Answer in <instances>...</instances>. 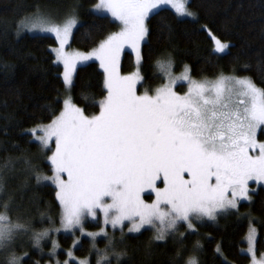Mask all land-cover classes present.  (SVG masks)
I'll use <instances>...</instances> for the list:
<instances>
[{"label": "snow or ice", "instance_id": "1", "mask_svg": "<svg viewBox=\"0 0 264 264\" xmlns=\"http://www.w3.org/2000/svg\"><path fill=\"white\" fill-rule=\"evenodd\" d=\"M187 3L188 0H99L95 10L119 21L120 30L109 34L87 54L66 51L73 29L78 26L74 13L56 22L51 14L37 9L16 23L17 36L26 31L56 37L54 63L63 65L67 88L72 86L77 63L95 58L104 70L107 94L98 102V114L86 115L68 96L50 123L29 130L45 154L51 151L47 160L52 175L23 161L37 184L50 181L55 185L61 228L73 234L78 229L81 235L91 238L96 264H112V257L120 264L126 255L116 251L113 239H108L105 249L95 248L98 236L108 237L103 227L99 232H85V218L96 219L97 210L103 215L104 225L119 227L122 233L125 221L130 224L129 233H140L147 226L155 229V240L163 241L181 223L195 231L194 221H214L219 213L237 209L241 200L251 201L249 182L264 183V142L257 140L258 131L264 134V89L251 78L221 75L214 80H196L191 78L188 66L180 76H174L172 61L159 60L156 67L166 82L138 95L139 70L129 76L119 74V56L125 47L132 49L140 64V47L149 35L150 15H159V10L170 7L178 17L195 21ZM208 35L214 53L228 49L229 45L211 31ZM178 81L187 83L183 94L174 90ZM53 140L54 151L50 147ZM12 164L9 158L0 169ZM146 191L155 195L151 203L142 198ZM4 193L5 181L0 177V194ZM0 208V264H22L28 253L17 255L16 239L27 234L29 227L19 219L12 220L11 197L0 199ZM51 231L32 232L33 246L41 248V241ZM246 239L252 264H264V256L256 259V229L251 223ZM78 243L73 242L74 246ZM52 244L55 255L58 244ZM216 252L223 256L219 245ZM67 255L75 259L71 250ZM182 261L183 253L178 251L174 264ZM183 264H199V260L193 255Z\"/></svg>", "mask_w": 264, "mask_h": 264}, {"label": "trees", "instance_id": "2", "mask_svg": "<svg viewBox=\"0 0 264 264\" xmlns=\"http://www.w3.org/2000/svg\"><path fill=\"white\" fill-rule=\"evenodd\" d=\"M96 1L0 0V165L9 158L13 161L9 168L0 169V177L5 181V193L0 194V199L11 197L12 220L19 219L29 227L27 234L16 239L17 255L28 253L22 264H61L71 250L73 236L55 231L61 217L55 187L37 184L29 165L23 162L30 161L31 168L43 174L50 172L47 155L32 140L29 130L51 121L62 109V67L54 63L52 52L56 40L50 35L17 36L16 23L37 9L53 17L56 10L62 16L74 13L79 24L69 47L90 51L119 30L118 23L110 17L90 10ZM188 8L195 14V21L179 18L166 7L159 10V15H150L149 35L140 50L139 91L143 87L151 90L163 83L156 62L169 59L174 71L187 65L196 80L221 75L249 77L264 89V0H188ZM208 31L229 44L225 53L213 52ZM134 68L133 56L125 52L120 73H130ZM184 90L185 86L181 85L180 91ZM105 95L104 73L98 63L90 61L78 66L70 89L73 103L91 116L98 113V102ZM259 139H264V134L260 133ZM250 195L251 201L239 203L237 209L219 216L216 221H194L195 231L179 224L163 241L154 239L153 229L135 235L124 234L123 242L116 247V251L126 253L120 264H174L178 251L183 253V261L194 255L199 264H224L225 259L227 264H247L249 257L241 248L249 217L257 229L256 253H264V187L256 188ZM85 225L98 226L90 222ZM46 229L52 231L41 241V248H35L32 232ZM53 241L58 244L55 255H52ZM218 245L223 256L216 252ZM97 248L103 250L105 245L98 243ZM72 251L78 257H87L88 264H96L97 253L92 252L87 239L82 238ZM112 264H116L115 259Z\"/></svg>", "mask_w": 264, "mask_h": 264}, {"label": "rangeland", "instance_id": "3", "mask_svg": "<svg viewBox=\"0 0 264 264\" xmlns=\"http://www.w3.org/2000/svg\"><path fill=\"white\" fill-rule=\"evenodd\" d=\"M99 2V0H97L96 1V3L94 4V5H92L91 7H90V10L93 12V13H95V14H98V15H105V16H108V17H110L113 21H115L110 15H108L107 13H105V12H97L96 10H95V5L97 4ZM187 7H188V3H187ZM166 8H169V9H171L170 7H166ZM189 9V8H188ZM173 12H174V10L173 9H171ZM189 11H191L190 9H189ZM56 13L55 14H53L54 15V18H55V20H56V22H62L63 21V19L66 17V16H62V15H60L61 13L59 12V11H55ZM192 12V11H191ZM175 13V12H174ZM77 18V17H76ZM179 18H187V17H179ZM187 19H190V18H187ZM78 20V19H77ZM116 23H118V25H119V30H120V24H119V21H115ZM78 24H79V20H78ZM75 29V28H74ZM74 29H73V31H74ZM118 30V31H119ZM117 31V32H118ZM15 34L17 35V29L15 28ZM23 34H30V35H50V36H52V37H54L55 38V40H56V37L53 35V34H51V33H40V32H31V33H29V32H22L19 36H21V35H23ZM211 38V37H210ZM106 39V38H105ZM70 40H71V37L69 38V43H70ZM69 43H68V45H66V51H68V52H73V51H78V50H75V49H72L71 47H69ZM144 42H142L141 43V46H142V44H143ZM100 44V43H99ZM99 44L95 47V48H98V46H99ZM212 44H213V41H212ZM228 44V43H227ZM229 45V44H228ZM56 47H58V43H57V41H56V46L54 47V48H56ZM213 47H214V45H213ZM95 48H93V49H95ZM53 49V48H52ZM92 49V50H93ZM92 50H90V51H86V52H83V51H78V52H82V53H85V54H87V53H90V52H92ZM140 50H141V47H140ZM227 51V49L225 50V52ZM125 52H129L132 56H133V60H134V64H135V68H134V70L132 71V72H130V73H126V74H122V73H120V62H121V59H122V57H123V54L125 53ZM224 52V53H225ZM218 54H223V53H218ZM53 55H54V59H55V53L53 52ZM90 61H95V62H97L98 63V65H99V67H100V69L103 71V73H104V70H103V68H101V66H100V62L98 61V60H96L95 58H93V59H91V60H88V61H84V62H82V63H77V66H76V69H77V67L78 66H80V65H83V64H85V63H88V62H90ZM58 65H60L61 67H62V73H63V71H64V68H63V65L62 64H58ZM140 65V64H139ZM139 65L137 64V58H136V54L132 51V49L131 48H129V47H125L124 48V50L120 53V56H119V63H118V71H119V74L121 75V76H129L130 74H132L133 72H136L137 70H139ZM187 66V65H186ZM185 68V67H184ZM184 68H182L180 71H174V68H172V73H173V75L174 76H180L181 75V73H183V71H184ZM76 69H75V71H76ZM75 71L73 72V74H72V76L74 77V73H75ZM162 76H163V83H165L166 82V79H165V76L162 74ZM141 77V76H140ZM219 77V76H218ZM192 78V77H191ZM217 78V77H216ZM216 78H201V79H199V80H214V79H216ZM62 79H63V76H62ZM193 79V78H192ZM64 82V81H63ZM140 82H141V79L140 80H138L137 81V83H136V92H137V94L138 95H143L144 93H145V91L147 90V91H149V92H151L152 90H154L155 88H157V87H159L161 84H163V83H161L160 85H156V86H154L151 90H148L146 87H143L142 89H141V91H139V85H140ZM181 85H184L185 86V90L184 91H180V86ZM70 89H71V87L70 88H67L66 86H65V84H64V94H63V97H62V102H63V100L66 98V97H68V96H70ZM174 90L175 91H177L178 93H180V94H183L185 91H187V83H185V82H183V81H178L175 85H174ZM107 94V93H106ZM78 107V106H77ZM62 108H63V104H62ZM98 113H99V111H98ZM97 113V114H98ZM59 115V114H58ZM51 121H49V122H47L46 124H48V123H50ZM37 127V126H36ZM36 127H34V128H36ZM33 129V128H32ZM30 134H31V132H30ZM259 134H260V132L258 131V134H257V140L259 141V142H264V139H259ZM31 137H32V140L33 141H35L37 144H39L38 143V141H36L34 138H33V136H32V134H31ZM40 146V145H39ZM50 147H51V150L52 151H54L55 150V142H54V140L50 143ZM40 149H41V147H40ZM41 151L43 152V153H45V151H43L42 149H41ZM257 152H258V149H257ZM255 154V153H254ZM47 156L48 155H51V151H48L47 152V154H46ZM49 165H50V162H49ZM49 170H50V172L49 173H47V174H45V175H52V172H51V165H50V168H49ZM64 179H67V177H66V175L63 177ZM42 183H46V184H51V182L50 181H45V182H42ZM159 183V182H158ZM251 183H253L254 184V187L252 188V187H250V184ZM51 185H53V184H51ZM54 187H55V185H53ZM160 186L162 187L163 185L162 184H160ZM258 187H264V183H257V182H255V181H250L249 182V188H250V192L251 191H255L256 190V188H258ZM142 198L145 200V202L146 203H151L154 199H155V195H154V193H151L150 191H146V192H144V193H142ZM241 202H246L245 200H241L239 203H241ZM233 210H235V209H229L228 211H226V212H221V213H219L218 215H217V218H216V220L219 218V216H221V215H224V214H227V213H229L230 211H233ZM203 220H208L207 218H204ZM216 220H214V221H216ZM208 221H213V220H208ZM86 222H90V223H97L98 224V226L96 227V228H89V227H87L85 224H86ZM250 223H251V226L252 227H254L255 229H256V226H255V224H254V220L252 219V218H250L249 217V219H248V221H247V224H248V226H247V230H246V233H245V235H244V237H243V243H244V245H243V247L241 248V252L242 253H244V254H246L248 257H249V261H248V263L247 264H252V257L248 254V252H247V249H248V241H247V239H246V237H247V235H248V231H249V226H250ZM104 228L105 229V231L108 233V237L106 238V237H104V236H98L97 238H96V240H95V248L96 249H98L97 248V245H98V243H103L104 245H105V247H106V244H107V242H108V239H113L114 241H116V245H115V248L120 244V241L124 238V234H129V235H135V234H138V233H129L128 232V227H130V224H129V222H127V221H125L124 222V226H123V233L121 232V229L119 228V227H117V228H115V229H113L112 228V226H111V224H108V225H104L103 224V215H102V213H100L99 212V210H97V218L96 219H92L91 217H86L85 218V221H84V229H85V232L86 233H88V232H99L100 231V229L101 228ZM58 229H60V231L59 232H62V233H64V234H71L72 236H73V242H74V240H78L79 241V243L78 244H76L75 246H74V244H73V242H72V245H71V251H72V249H74V248H76V247H78L79 245H80V242H81V239L82 238H85V239H87L89 242H90V245H91V250H92V252H94L95 251V249H93V241L91 240V238L89 237V236H87V235H81V233H80V231L77 229L76 231H75V234H73L72 232H66V231H64L62 228H61V224L59 225V228ZM146 229H152V228H150V227H145L144 229H142L141 231H143V230H146ZM154 230V234H155V229H153ZM116 231H118V233H116ZM76 232H78L77 234H76ZM256 239H257V229H256ZM105 249V248H104ZM96 252V251H95ZM72 253H73V251H72ZM255 253H256V244H255ZM73 256H74V258L75 259H71V258H69V256L67 255V257H66V259H65V261L66 260H68L69 261V264H71V263H75V264H78V262L79 261H82V260H87L88 261V258L87 257H78V256H76L74 253H73ZM261 256H264V253H262V254H257L256 253V259L257 260H259L260 259V257ZM111 259H115V257H112ZM64 261V262H65ZM64 262H62L61 264H64Z\"/></svg>", "mask_w": 264, "mask_h": 264}, {"label": "bare ground", "instance_id": "4", "mask_svg": "<svg viewBox=\"0 0 264 264\" xmlns=\"http://www.w3.org/2000/svg\"><path fill=\"white\" fill-rule=\"evenodd\" d=\"M141 83V82H140Z\"/></svg>", "mask_w": 264, "mask_h": 264}]
</instances>
